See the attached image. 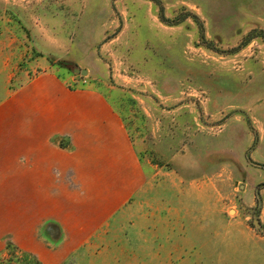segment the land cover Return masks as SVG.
Returning <instances> with one entry per match:
<instances>
[{
    "label": "rangeland",
    "instance_id": "obj_1",
    "mask_svg": "<svg viewBox=\"0 0 264 264\" xmlns=\"http://www.w3.org/2000/svg\"><path fill=\"white\" fill-rule=\"evenodd\" d=\"M42 71L103 94L144 174L54 264H264V0H0V102Z\"/></svg>",
    "mask_w": 264,
    "mask_h": 264
},
{
    "label": "crops",
    "instance_id": "obj_2",
    "mask_svg": "<svg viewBox=\"0 0 264 264\" xmlns=\"http://www.w3.org/2000/svg\"><path fill=\"white\" fill-rule=\"evenodd\" d=\"M143 182L123 121L100 91L42 71L0 102V252L9 241L54 264Z\"/></svg>",
    "mask_w": 264,
    "mask_h": 264
},
{
    "label": "trees",
    "instance_id": "obj_3",
    "mask_svg": "<svg viewBox=\"0 0 264 264\" xmlns=\"http://www.w3.org/2000/svg\"><path fill=\"white\" fill-rule=\"evenodd\" d=\"M151 1H153V2L156 3V4H159V3H160V0H151ZM159 18H160L162 21H164V22H172V23H170V24H175V23H178V22H179V21L176 20V19L173 20V21H168V19H166V18L164 17V14H163L162 9H160V15H159ZM200 35H201V38L204 40V39H205L204 33H201ZM37 264H39V263L37 262Z\"/></svg>",
    "mask_w": 264,
    "mask_h": 264
},
{
    "label": "water",
    "instance_id": "obj_4",
    "mask_svg": "<svg viewBox=\"0 0 264 264\" xmlns=\"http://www.w3.org/2000/svg\"><path fill=\"white\" fill-rule=\"evenodd\" d=\"M84 71L82 70L81 73H83Z\"/></svg>",
    "mask_w": 264,
    "mask_h": 264
}]
</instances>
